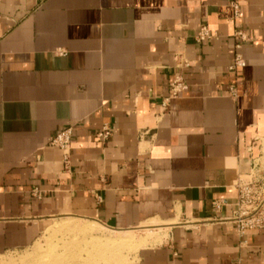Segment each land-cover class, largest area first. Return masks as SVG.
<instances>
[{"label": "crops", "instance_id": "1", "mask_svg": "<svg viewBox=\"0 0 264 264\" xmlns=\"http://www.w3.org/2000/svg\"><path fill=\"white\" fill-rule=\"evenodd\" d=\"M233 1L251 38L237 72ZM205 25L218 37L198 43ZM178 75L189 89L164 110ZM69 127L64 171L51 141ZM263 159L264 0H0V255L72 216L161 226L137 264H264V230L241 237L232 221L235 186L264 181Z\"/></svg>", "mask_w": 264, "mask_h": 264}, {"label": "built area", "instance_id": "2", "mask_svg": "<svg viewBox=\"0 0 264 264\" xmlns=\"http://www.w3.org/2000/svg\"><path fill=\"white\" fill-rule=\"evenodd\" d=\"M233 8V18L235 21V55L229 67L231 72H237L246 67V60L241 52L243 45L251 40L249 33H247L240 24L241 19V6L238 2L231 3ZM217 33L213 32L208 26H202L195 40L198 43H203L216 39ZM182 68L188 69L190 62L182 61ZM189 89L183 75L176 76L170 83V91L167 97L162 100V108L168 110L172 100L179 98L183 93ZM233 97H237L238 91L236 86L230 88ZM113 130L108 125H105L101 131L97 133V138L106 143L112 136ZM72 135L73 129L66 128L58 132L52 139L51 145L59 148L62 151L64 171H70L72 164ZM242 176L235 190L237 191V198L234 203L232 212V221L235 223L236 230L239 236H244L248 231L264 230V181L252 177V174ZM36 198L41 199L44 195L43 191L35 188L32 191ZM216 212L221 211L222 204L220 202L214 203Z\"/></svg>", "mask_w": 264, "mask_h": 264}, {"label": "rangeland", "instance_id": "3", "mask_svg": "<svg viewBox=\"0 0 264 264\" xmlns=\"http://www.w3.org/2000/svg\"><path fill=\"white\" fill-rule=\"evenodd\" d=\"M263 169H264V159L261 161L260 165L257 167V170L263 171ZM251 174H252V177L259 179L257 172H252ZM245 176L244 178H249ZM261 181H263V179ZM55 219L49 223V226L53 224L51 228L47 232L44 231L42 235L39 237V239L33 245L27 248H24V249L8 251L7 253L0 255V264H29L33 261V259L36 258V256L38 257V255L41 253H43L46 256L45 257L46 260H48V257H55V256H60V257L64 256L65 258L68 259V257H70L69 254L71 256L76 255V254H79V255L82 254V256H85L87 250H92V248H90L91 247L90 243L88 242L86 244L85 242L79 241L78 239L74 241L71 240V237L76 234H81L80 238L87 236L86 234L81 233L80 231H77V229H74V228L71 229L70 227H67V228L63 227L60 224L62 222H67L68 220L74 221V222L89 223V224H95V223L83 221V220L77 219L76 217H72V216H62V217H57ZM95 226H97L99 229L101 228L100 229L101 235L97 234L98 236L96 235L95 237H99L103 245H105L104 243L106 242L108 243L113 242V241L115 242L117 239H121V240H117L115 243L117 244V242L118 243L120 242L122 244V241H123L125 243H123L122 245L125 246L126 244L127 246V247L122 246L123 249L122 250L120 249V252H119L120 261L117 259V262H120V263H117V262L115 263L116 261L115 260L112 264H137L136 257H137V254L139 255L140 248L143 246L142 244L144 243L142 237H145L146 234L149 233L145 230H147L148 228H153V229L162 228L161 226L156 225L153 227H140V228L118 232V231L111 230L106 227L100 226L98 224H95ZM158 234L160 236L163 235L162 232H159ZM99 235L102 237H100ZM110 239L111 241H108ZM125 239L126 240L128 239L127 240L128 242L131 241V243L126 242ZM162 240L163 239H157V241H152L151 246L159 245L162 242ZM129 244L131 245V247ZM87 245H88V248H86ZM101 262L102 261H99V264H104Z\"/></svg>", "mask_w": 264, "mask_h": 264}, {"label": "bare ground", "instance_id": "4", "mask_svg": "<svg viewBox=\"0 0 264 264\" xmlns=\"http://www.w3.org/2000/svg\"><path fill=\"white\" fill-rule=\"evenodd\" d=\"M60 225L66 228L70 227L71 229L72 228L77 229V231H80L81 233L86 234L87 236H84L83 238H80L81 234H76L71 237V240L74 241L78 239L79 241H83L86 244L88 242L90 243V246H91L90 248H92V250H87L85 256H82V254L80 255L76 254V255L71 256L69 254L70 257H68V259L65 258L64 256L63 257L55 256V257H48V260H46L45 258L46 256L43 253H41L38 255V257L36 256V258L33 259V261L29 264H99V261H102L101 263H104V264H112L115 260H116L115 261L116 263L117 259L120 261L119 252H120V249L121 250L123 249L122 246L124 245L122 244L125 242L122 241V244L120 242L119 243L117 242V244L119 245H117L115 242L121 239H117L115 242L112 240L113 242H109V243L106 242L104 243L105 245H103L99 237H95L97 234L101 235L100 233L101 228L99 229L97 226H95V224L74 222V221L68 220L67 222H62ZM127 240L125 239L126 242H128ZM108 241H111V239ZM128 243H131V241ZM124 247H127L126 244ZM86 248H88V245ZM117 263H120V262H117Z\"/></svg>", "mask_w": 264, "mask_h": 264}]
</instances>
